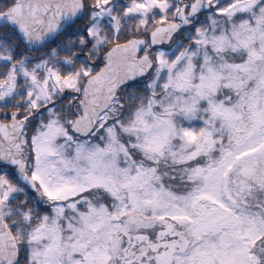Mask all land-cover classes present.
I'll return each instance as SVG.
<instances>
[{
	"label": "snow or ice",
	"instance_id": "obj_1",
	"mask_svg": "<svg viewBox=\"0 0 264 264\" xmlns=\"http://www.w3.org/2000/svg\"><path fill=\"white\" fill-rule=\"evenodd\" d=\"M0 264H264V0H0Z\"/></svg>",
	"mask_w": 264,
	"mask_h": 264
}]
</instances>
